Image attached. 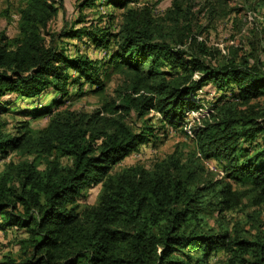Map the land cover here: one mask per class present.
<instances>
[{"label": "trees", "instance_id": "trees-1", "mask_svg": "<svg viewBox=\"0 0 264 264\" xmlns=\"http://www.w3.org/2000/svg\"><path fill=\"white\" fill-rule=\"evenodd\" d=\"M21 1L17 35L0 30V230L13 226L23 234L20 253L5 254L0 264H210L219 250L227 254L224 264H264V231L246 237L216 229L207 215L246 201L264 205V58L251 63L230 46L217 64L207 62L217 54L189 21L180 23V0L169 11L170 30L149 6H130L136 0H103L123 9L116 32L90 24L54 35L47 29L65 9L63 0ZM97 1L80 0L77 7L94 8ZM84 36L109 49L104 65L123 73L126 85L92 112L61 107L69 85L81 89L87 82L95 86L91 92L105 94L99 61L66 51L63 38ZM208 84L223 93L205 104L197 92ZM48 90L61 96L33 106ZM9 92L30 102L34 116H48L47 126L34 131L26 123L15 135L7 132ZM152 111L172 127L200 112L195 151L220 162L221 177L205 175L196 152L184 158L175 151L151 168L117 169L155 131L147 123L134 131L127 116ZM12 151L45 156L46 166L6 160ZM97 185L96 201L87 202Z\"/></svg>", "mask_w": 264, "mask_h": 264}, {"label": "rangeland", "instance_id": "rangeland-1", "mask_svg": "<svg viewBox=\"0 0 264 264\" xmlns=\"http://www.w3.org/2000/svg\"><path fill=\"white\" fill-rule=\"evenodd\" d=\"M80 0H63L65 9L50 22L48 31L54 35L59 34L65 27H80L90 25L93 29L108 28L112 33L116 32L121 20L123 9L104 5L103 0H98V5L86 7L80 11L77 7ZM183 7V16L180 23L189 21L192 30L197 34L199 41H204L207 47L213 49L216 58L205 57L207 62L217 64L219 59H224L230 46L238 47L239 54L250 57L251 63L255 57L264 58V0H180ZM147 5L151 8L155 19L170 30L172 16L170 10L175 8L174 0H136L130 6L136 7ZM22 6L21 0H0V30L6 32L9 37L18 33L19 10ZM85 15L84 22L77 23V19ZM47 39L51 37L46 35ZM67 43V53L72 57L84 54L91 59L99 61L100 75L105 83V94L99 95L91 92L95 86L85 82L81 89L78 86L69 85V94L64 98L61 107H69L73 110L92 112L101 107V102L106 97L118 96L120 90L126 87L123 73L114 71L109 65H104L105 57L110 55L109 49L97 47L86 36L81 40L75 38H63ZM59 43L60 38L55 37ZM255 55V56H252ZM71 75H76L71 71ZM223 91L217 90L213 84L204 86L197 92V97L205 104L219 97ZM61 94L54 90H48L36 97L33 106L46 107L51 105L52 98H58ZM103 98V99H102ZM3 100L9 101V111L3 115L6 131L15 135L22 128L21 125L29 124L34 131L47 126L49 118L45 115L34 116L31 114V103L16 93H7ZM157 113L151 112L146 117H138L134 112L127 116V122L134 131H140L145 123L154 127L152 135L139 144V149L132 152L117 164V169L136 164H143L151 168L156 162L166 158L171 153L178 151L188 158L195 150L194 137L188 131L194 132L193 128L198 124L195 116L190 112L184 118L183 126L172 127L167 123L162 124ZM149 119H151L149 121ZM247 146V144H246ZM16 163L21 161H35L39 168L46 166L47 157L35 156L30 153L17 151L10 152L6 160ZM63 163L69 159L62 157ZM196 161L204 166L205 175L221 177L222 166L220 162L212 158H206L196 152ZM100 185L89 190L87 202L96 201ZM208 224L218 229L226 227L233 233L242 232L246 237H255L259 231H264V205L254 206L246 201L240 207L232 210L218 211L208 210ZM237 229V230H236ZM23 234L21 229L10 227L3 232L0 230V259L7 253L18 255L20 246L19 237ZM194 261L199 254L195 253ZM227 254L223 250L217 251L210 257V264H224Z\"/></svg>", "mask_w": 264, "mask_h": 264}, {"label": "built area", "instance_id": "built-area-1", "mask_svg": "<svg viewBox=\"0 0 264 264\" xmlns=\"http://www.w3.org/2000/svg\"><path fill=\"white\" fill-rule=\"evenodd\" d=\"M189 113H190V112H189ZM189 113H188V114H189ZM192 114H193V115H199L200 112H193V111H192ZM189 133H190L191 135H193V133L191 132V130H189Z\"/></svg>", "mask_w": 264, "mask_h": 264}]
</instances>
